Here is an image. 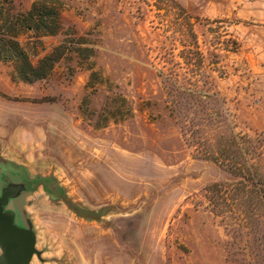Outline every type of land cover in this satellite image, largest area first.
Listing matches in <instances>:
<instances>
[{"label":"rangeland","instance_id":"374dc122","mask_svg":"<svg viewBox=\"0 0 264 264\" xmlns=\"http://www.w3.org/2000/svg\"><path fill=\"white\" fill-rule=\"evenodd\" d=\"M34 1L0 0V26ZM53 1L59 33L37 54L19 37L33 63L76 44L52 74L0 62V187L27 184L8 209L33 222L31 264H264L262 220L207 191L235 181L212 161L234 139L264 177V0Z\"/></svg>","mask_w":264,"mask_h":264},{"label":"trees","instance_id":"16d2710c","mask_svg":"<svg viewBox=\"0 0 264 264\" xmlns=\"http://www.w3.org/2000/svg\"><path fill=\"white\" fill-rule=\"evenodd\" d=\"M60 30V9L53 0H36L27 12H18L7 17L5 23L0 26V62L12 66L9 76L13 82L34 84L46 80L56 64L70 51L68 47L76 45L65 40L33 63V54L27 48L29 45H23L19 37L32 33L37 42L33 43L31 48L37 54L40 39L55 36ZM40 46L42 47L41 44ZM74 52L85 55L86 60L93 56V50L89 47L78 46L74 48ZM88 70L91 74L87 88H95L100 79V73L95 70V62L89 63ZM248 155L250 153L238 140L230 142L223 150V158H214L212 161L229 171L235 181L229 184H213L207 191L210 193L213 212L219 213L225 208L243 219L244 216L250 219L259 218L264 226V177L254 164H250L246 157Z\"/></svg>","mask_w":264,"mask_h":264},{"label":"water","instance_id":"95a60500","mask_svg":"<svg viewBox=\"0 0 264 264\" xmlns=\"http://www.w3.org/2000/svg\"><path fill=\"white\" fill-rule=\"evenodd\" d=\"M28 191L23 181L8 180L0 187V264H31L35 255L37 236L33 222L23 206L18 213L22 225L17 224V213L8 209L11 201L19 200Z\"/></svg>","mask_w":264,"mask_h":264},{"label":"crops","instance_id":"0c3cea01","mask_svg":"<svg viewBox=\"0 0 264 264\" xmlns=\"http://www.w3.org/2000/svg\"><path fill=\"white\" fill-rule=\"evenodd\" d=\"M20 225H22V223Z\"/></svg>","mask_w":264,"mask_h":264}]
</instances>
